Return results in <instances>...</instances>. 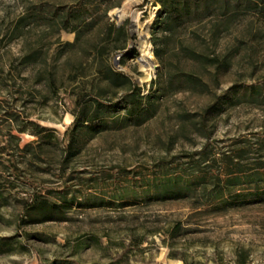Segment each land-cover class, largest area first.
Returning <instances> with one entry per match:
<instances>
[{
    "label": "rangeland",
    "instance_id": "obj_1",
    "mask_svg": "<svg viewBox=\"0 0 264 264\" xmlns=\"http://www.w3.org/2000/svg\"><path fill=\"white\" fill-rule=\"evenodd\" d=\"M127 1L0 0V264H264V0H202L165 64L160 5ZM93 98L105 124L92 114L70 155ZM36 197L61 220L25 216Z\"/></svg>",
    "mask_w": 264,
    "mask_h": 264
},
{
    "label": "trees",
    "instance_id": "obj_2",
    "mask_svg": "<svg viewBox=\"0 0 264 264\" xmlns=\"http://www.w3.org/2000/svg\"><path fill=\"white\" fill-rule=\"evenodd\" d=\"M156 2L160 5L161 11L154 27V35H156V38L154 39L155 54L159 61L162 64H165L166 47L169 43L170 37L174 36L179 30L183 29L192 18L200 16L202 14V10H206L207 6L203 8L204 5L202 0H156ZM113 6L114 5L109 6L107 10L111 9ZM73 30L78 31V34L81 33L80 27H73ZM119 31L122 35L127 34L124 28H119ZM190 76L192 78V75H189L188 77ZM107 77L121 86L131 87L130 91L126 93L124 100L128 104L127 110L130 115L137 116L139 111H141L140 108L143 109L144 107L143 103L139 101L140 99L136 95L137 93L134 90L135 87H132L130 78L127 75L114 70H111ZM140 98L144 99L143 96ZM78 100L81 105V97ZM106 108L107 104L101 102L97 98L84 101L81 113L75 117V120L65 133L66 136H70V141L65 148L67 153L73 155L74 151L78 148L80 130L87 127V121L93 122V120L97 118L100 119V121L92 124L93 126L105 124V120L102 118L101 113L103 114ZM92 114L95 118L90 117ZM30 126V129H19L20 132L28 131L38 138L36 141L30 142L28 145L38 143L40 148H43L51 142L50 138L53 135L49 134L51 131L49 128L35 121H31ZM24 212L25 216L28 218L33 220L34 218H38L41 221H46L61 220L63 210L61 209V206L51 203L47 199H40L39 197H36L31 203H27L25 205ZM177 228H179V226H177Z\"/></svg>",
    "mask_w": 264,
    "mask_h": 264
},
{
    "label": "bare ground",
    "instance_id": "obj_3",
    "mask_svg": "<svg viewBox=\"0 0 264 264\" xmlns=\"http://www.w3.org/2000/svg\"><path fill=\"white\" fill-rule=\"evenodd\" d=\"M141 0H128L127 3L129 5H134L136 4L137 2H139ZM126 15V9L123 8L122 10H120V14H119V17L120 19H123ZM139 13H135L134 14V17H135V20H134V24H133V31L134 32H138V28L140 27V23H139V17H138ZM140 46H141V50L143 52V55L147 58L146 61V64H145V67H146V70H147V79L150 78L151 76V71H153V65L151 63L152 59H153V49H152V46L149 44L148 40L144 39L142 37V40L140 42Z\"/></svg>",
    "mask_w": 264,
    "mask_h": 264
}]
</instances>
